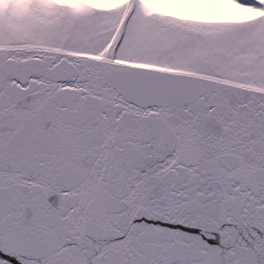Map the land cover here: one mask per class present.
Returning a JSON list of instances; mask_svg holds the SVG:
<instances>
[{
	"label": "snow or ice",
	"instance_id": "6c2138e0",
	"mask_svg": "<svg viewBox=\"0 0 264 264\" xmlns=\"http://www.w3.org/2000/svg\"><path fill=\"white\" fill-rule=\"evenodd\" d=\"M0 264H264V0H0Z\"/></svg>",
	"mask_w": 264,
	"mask_h": 264
}]
</instances>
